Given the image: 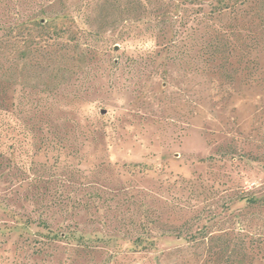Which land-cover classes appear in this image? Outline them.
I'll list each match as a JSON object with an SVG mask.
<instances>
[{
	"label": "rangeland",
	"instance_id": "374dc122",
	"mask_svg": "<svg viewBox=\"0 0 264 264\" xmlns=\"http://www.w3.org/2000/svg\"><path fill=\"white\" fill-rule=\"evenodd\" d=\"M0 264H264V0H0Z\"/></svg>",
	"mask_w": 264,
	"mask_h": 264
},
{
	"label": "water",
	"instance_id": "95a60500",
	"mask_svg": "<svg viewBox=\"0 0 264 264\" xmlns=\"http://www.w3.org/2000/svg\"><path fill=\"white\" fill-rule=\"evenodd\" d=\"M102 112H103V113H106L107 111H105V110H102Z\"/></svg>",
	"mask_w": 264,
	"mask_h": 264
}]
</instances>
